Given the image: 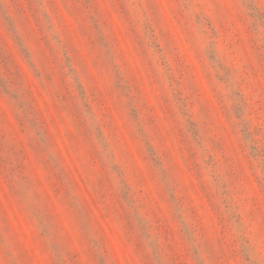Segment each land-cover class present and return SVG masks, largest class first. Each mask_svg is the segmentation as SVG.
I'll list each match as a JSON object with an SVG mask.
<instances>
[{
	"label": "rangeland",
	"instance_id": "374dc122",
	"mask_svg": "<svg viewBox=\"0 0 264 264\" xmlns=\"http://www.w3.org/2000/svg\"><path fill=\"white\" fill-rule=\"evenodd\" d=\"M0 264H264V0H0Z\"/></svg>",
	"mask_w": 264,
	"mask_h": 264
}]
</instances>
